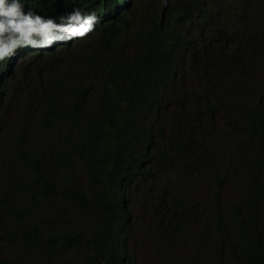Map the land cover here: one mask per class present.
I'll list each match as a JSON object with an SVG mask.
<instances>
[{
	"label": "trees",
	"instance_id": "16d2710c",
	"mask_svg": "<svg viewBox=\"0 0 264 264\" xmlns=\"http://www.w3.org/2000/svg\"><path fill=\"white\" fill-rule=\"evenodd\" d=\"M254 1L137 0L17 66L0 88L23 105L0 137V264H264Z\"/></svg>",
	"mask_w": 264,
	"mask_h": 264
},
{
	"label": "clouds",
	"instance_id": "9594fccd",
	"mask_svg": "<svg viewBox=\"0 0 264 264\" xmlns=\"http://www.w3.org/2000/svg\"><path fill=\"white\" fill-rule=\"evenodd\" d=\"M136 1L0 0V88L27 59L72 48L88 40L99 28L133 10ZM161 3L166 4L167 0ZM255 7V1L250 0L246 11ZM249 59L250 72L262 73L260 54Z\"/></svg>",
	"mask_w": 264,
	"mask_h": 264
},
{
	"label": "rangeland",
	"instance_id": "374dc122",
	"mask_svg": "<svg viewBox=\"0 0 264 264\" xmlns=\"http://www.w3.org/2000/svg\"><path fill=\"white\" fill-rule=\"evenodd\" d=\"M250 74H252L250 72ZM255 82L253 81V84ZM7 95V94H6ZM8 96H5V98ZM23 115V105L18 106L17 104L11 102L10 94L7 99H5V107H0V135L1 136H15L19 133V128L22 123ZM27 118V116H26ZM219 143V141H218ZM220 150H222L220 148ZM223 151V150H222ZM2 188V183H0V189ZM210 184L203 185L199 189V192L195 195H191L193 198L206 199L209 194ZM235 180L230 179L229 184L225 191V196L232 193L235 189ZM130 210L133 214H137L138 217H141V212L137 207H131Z\"/></svg>",
	"mask_w": 264,
	"mask_h": 264
},
{
	"label": "bare ground",
	"instance_id": "6f19581e",
	"mask_svg": "<svg viewBox=\"0 0 264 264\" xmlns=\"http://www.w3.org/2000/svg\"><path fill=\"white\" fill-rule=\"evenodd\" d=\"M97 2H99V0H97Z\"/></svg>",
	"mask_w": 264,
	"mask_h": 264
}]
</instances>
